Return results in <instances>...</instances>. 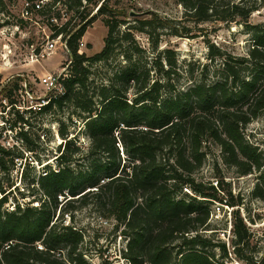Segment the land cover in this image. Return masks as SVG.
<instances>
[{"label":"trees","instance_id":"16d2710c","mask_svg":"<svg viewBox=\"0 0 264 264\" xmlns=\"http://www.w3.org/2000/svg\"><path fill=\"white\" fill-rule=\"evenodd\" d=\"M91 2L47 0L37 11L50 16L53 38L61 36L71 53L69 71L60 76L63 91H53L46 103L38 105L39 110L47 113L72 104L84 125L70 136L67 124L61 121L58 132L64 140L56 162H48L37 178L29 181V195L33 196L29 202L17 200L14 209L6 208L19 184L14 178L0 182V264H92L83 248L85 234L64 220L65 214L73 215L89 203L123 227L128 238L124 254L131 264H227L224 259L229 256V245L215 239L217 231L211 222L217 203L223 209L241 201L231 191L229 198L221 196L224 177L215 183L199 180L195 173L203 167L211 143L220 146L224 161L242 174L261 166L258 147L250 143L246 129L264 114V25L254 28V43L246 55L227 53L212 43L209 59L217 65L214 75L203 76L183 89L171 84L164 95L162 80H151L149 70L135 65L116 72L98 89H90L95 83L92 66L114 51L124 21L106 20L108 34L102 51L94 55L80 52L89 25L99 15L111 12L104 1L90 16ZM179 2L186 15L197 22L219 19L249 24L258 9L257 3L247 0ZM57 3L67 5L66 21L58 22L64 17L60 10L52 11ZM0 12L7 17L4 0H0ZM4 22L9 23V17ZM130 32L123 37L131 38ZM161 58L156 59L160 67ZM172 70H165L168 79ZM133 87L136 91L131 96ZM16 93V89L6 93L14 108ZM26 111H34L33 106L22 110ZM16 112L10 130L23 122L18 135L30 142L29 127H24L28 121L20 108ZM79 133L89 141L81 140ZM22 155L0 143V177L10 172L14 159ZM261 178L264 180L263 174ZM260 186L258 183L254 193L264 196ZM232 228L234 252L247 264H264V256L255 259L243 253L252 232L239 209Z\"/></svg>","mask_w":264,"mask_h":264},{"label":"rangeland","instance_id":"374dc122","mask_svg":"<svg viewBox=\"0 0 264 264\" xmlns=\"http://www.w3.org/2000/svg\"><path fill=\"white\" fill-rule=\"evenodd\" d=\"M4 1L10 22L5 23L7 17L0 12V143L12 148L15 155H23L14 159L16 164L10 172L2 173L0 182L5 184L7 179L14 178L19 184V189L12 196L15 198H11L5 206L14 209L17 200L25 204L33 199L29 195V181L35 180L48 162L55 164L54 158L64 140L58 132L61 121L67 124L70 136L76 135L84 123L76 115V108L72 104L62 108L55 107L47 113L40 112L38 105L44 103V99L53 92L41 78L69 71L71 53L61 36L53 38L54 30L48 22V14L34 11L27 16L24 14L25 0ZM104 1L109 4L111 12L99 15L89 25L81 39L84 43L82 52L94 55L102 51L108 34L107 19L124 21L120 25L119 34L117 33L120 39L109 58L93 64L92 77L95 83L91 84L90 89H98L109 83L116 72L134 65L139 70H149L151 80L160 78L164 83V95L171 89V84L176 89H183L203 76L210 78L214 75L217 65L209 59L212 43L219 45L227 53L246 55L254 43V28L264 25V0H247L258 5L249 24L241 21L228 23L219 19L197 22L186 15V8L179 0H92L89 3L93 10L90 16L97 13L96 5ZM58 10L64 13L63 19L58 22L66 21L69 18L67 5L57 3L52 11ZM70 13H74V10ZM144 20L152 23L143 25L141 22ZM127 30L132 33L129 39L123 37ZM52 39L57 41L56 48L47 53L46 57H41L40 52L45 50L47 42ZM160 56L161 67L156 62ZM167 69H173L170 79L165 74ZM8 89L17 91L16 108L6 98ZM135 91L133 87L129 94L132 96ZM31 106L34 111L22 112L24 108ZM18 108L28 121L24 127H29L30 142L23 141L18 135L23 122H18L17 129L10 130V125L17 120ZM246 136L250 143L258 147L260 168L247 174L240 173L236 166L224 161L220 146L211 143L208 145L209 154L203 167L195 173L199 180L215 183L217 179L224 177L226 183L221 187L224 189V192H220L221 196L229 198L231 191L234 198L241 201L233 208L225 206L219 210L217 207L211 222V227L217 231L215 239L225 240L229 245V256L224 259L227 264H247L246 259L234 252V233L231 229L236 209L240 210L252 232L250 244L243 253L254 256L255 259L264 256V196L254 193L258 183H261V191L264 193V180L261 178L264 175V114L247 126ZM78 137L85 143L89 141L82 133ZM8 161V165H11L10 157ZM64 220L85 234L83 248L90 263L131 264L124 254L128 238L122 233L123 227H117L115 219L101 215L95 203L82 206L73 215L65 214ZM217 253L220 256L219 249Z\"/></svg>","mask_w":264,"mask_h":264},{"label":"built area","instance_id":"2783aa9c","mask_svg":"<svg viewBox=\"0 0 264 264\" xmlns=\"http://www.w3.org/2000/svg\"><path fill=\"white\" fill-rule=\"evenodd\" d=\"M47 0H39L36 2H30V1H26L24 2V14H26L27 16H29L31 13H33L34 11H38L39 9H41L44 4L46 3ZM56 39H52L49 40L45 46V50L43 49L40 52V56L41 57H46L47 53L52 52L55 48H56ZM83 45L84 43L81 41L80 43V52L83 51ZM62 74V73H61ZM61 74H49L42 79V82L51 90V91H63V84L60 80V76ZM47 100L44 99V103H46ZM220 205H217L218 209L221 210V208L219 207ZM228 206V205H226ZM228 208H231L228 206ZM217 211V209H216Z\"/></svg>","mask_w":264,"mask_h":264},{"label":"water","instance_id":"95a60500","mask_svg":"<svg viewBox=\"0 0 264 264\" xmlns=\"http://www.w3.org/2000/svg\"><path fill=\"white\" fill-rule=\"evenodd\" d=\"M132 14H134V12Z\"/></svg>","mask_w":264,"mask_h":264}]
</instances>
